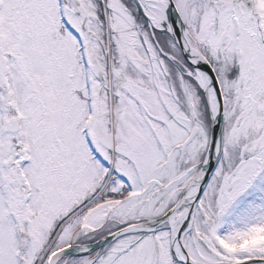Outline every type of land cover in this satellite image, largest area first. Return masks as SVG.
Returning a JSON list of instances; mask_svg holds the SVG:
<instances>
[{
	"label": "snow or ice",
	"instance_id": "6c2138e0",
	"mask_svg": "<svg viewBox=\"0 0 264 264\" xmlns=\"http://www.w3.org/2000/svg\"><path fill=\"white\" fill-rule=\"evenodd\" d=\"M0 264H264V0H0Z\"/></svg>",
	"mask_w": 264,
	"mask_h": 264
}]
</instances>
